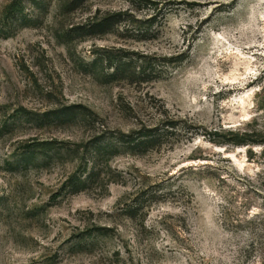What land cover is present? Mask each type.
Here are the masks:
<instances>
[{
  "label": "rangeland",
  "instance_id": "374dc122",
  "mask_svg": "<svg viewBox=\"0 0 264 264\" xmlns=\"http://www.w3.org/2000/svg\"><path fill=\"white\" fill-rule=\"evenodd\" d=\"M149 1L0 0V264H264V0Z\"/></svg>",
  "mask_w": 264,
  "mask_h": 264
},
{
  "label": "trees",
  "instance_id": "16d2710c",
  "mask_svg": "<svg viewBox=\"0 0 264 264\" xmlns=\"http://www.w3.org/2000/svg\"><path fill=\"white\" fill-rule=\"evenodd\" d=\"M139 4H149L153 5L152 1L149 0H137ZM124 16V14H113L107 17L103 18V21H97L96 19H92V28H97V27H103V34L111 31V28L114 27L116 22H118V19ZM97 21V22H96ZM170 62V61H169ZM165 126L166 131H163L164 133H167V129H172L174 128V123L169 122ZM159 130L157 129V126L154 127H142L141 130L138 131L136 141L133 146L141 147L144 148L143 150H146L147 148L153 147L154 145L156 146L157 144L160 143L161 137H163V132H158ZM231 137L234 139L232 142L236 146H241V145H246L249 143L255 144L257 142L250 141L247 138H244L243 136H239L238 134L233 135V133H230Z\"/></svg>",
  "mask_w": 264,
  "mask_h": 264
}]
</instances>
